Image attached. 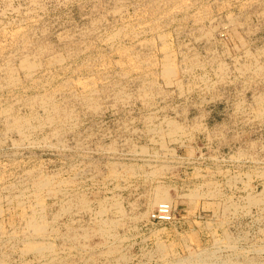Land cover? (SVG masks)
Here are the masks:
<instances>
[{"label":"rangeland","instance_id":"rangeland-1","mask_svg":"<svg viewBox=\"0 0 264 264\" xmlns=\"http://www.w3.org/2000/svg\"><path fill=\"white\" fill-rule=\"evenodd\" d=\"M263 76L264 0H0V264H264Z\"/></svg>","mask_w":264,"mask_h":264},{"label":"bare ground","instance_id":"bare-ground-1","mask_svg":"<svg viewBox=\"0 0 264 264\" xmlns=\"http://www.w3.org/2000/svg\"><path fill=\"white\" fill-rule=\"evenodd\" d=\"M123 1V0H122ZM176 1H178V0H176ZM181 1V0H180ZM182 1H184V0H182ZM172 2H173V0H172ZM165 3V2H164ZM174 3H175V0H174ZM177 3H179V2H177ZM176 3V4H177ZM168 5H170V4H168ZM184 5H187V4H184ZM158 6V5H157ZM173 6H174V4H173ZM175 7V6H174ZM181 7H184V6H181ZM161 8V7H160ZM188 8V7H187ZM157 9V8H156ZM173 9V8H172ZM180 10V9H179ZM183 11V10H182ZM160 12V11H159ZM168 12V11H167ZM168 14V13H167ZM185 16V15H184ZM263 16V15H262ZM243 23V22H242ZM205 28V27H204ZM153 29V28H152ZM21 33V32H20ZM203 33V32H202ZM22 35V34H21ZM117 35V34H116ZM118 35H119V33H118ZM113 36V35H112ZM115 36V35H114ZM166 36V35H165ZM212 38V37H211ZM112 39V38H111ZM18 41H19V39H18ZM17 41V42H18ZM16 42V43H17ZM22 43V42H21ZM165 44V43H164ZM163 44V45H164ZM19 45V44H18ZM23 45H25V47H27V42L26 41H23ZM211 45V44H210ZM49 46V45H48ZM24 47V46H23ZM163 47V46H162ZM167 47V46H166ZM46 48V47H45ZM45 48H43L42 46L40 47V49L38 50V54L39 55H37V56H40L45 50ZM188 48V47H187ZM238 49V48H237ZM19 50V49H18ZM47 50V49H46ZM190 50V49H189ZM20 51V50H19ZM166 51V50H165ZM217 51V50H216ZM249 51V50H248ZM184 52V51H183ZM23 53V52H22ZM21 53V54H22ZM169 53V52H168ZM166 55V54H165ZM37 56H34V58L35 57H37ZM197 56V55H196ZM194 57V56H193ZM229 57V56H228ZM186 58V57H185ZM37 59V58H36ZM36 59H33V58H31L29 55H23L22 56V58H21V61H20V66H21V68L23 69V70H25V72L26 73H30V72H32L33 70H35L37 67H38V61L36 60ZM169 59V58H168ZM39 60H40V58H39ZM170 60V59H169ZM189 60V59H188ZM257 60V59H256ZM168 61V60H167ZM40 62V61H39ZM135 62V61H134ZM172 62V61H171ZM171 62H168V63H171ZM238 62V61H237ZM255 63H256V61H255ZM40 64V63H39ZM203 64V63H202ZM222 64V63H221ZM224 64V63H223ZM132 65V64H131ZM40 66H41V64H40ZM39 66V67H40ZM239 66H240V64H239ZM261 66V65H260ZM4 67H6V71H5V73H6V75H7V83L8 84H10V85H13V84H15L16 83V78H15V69H14V67L15 66H11L10 64H8V65H6V66H4ZM194 67V66H193ZM257 68H258V66H257ZM40 69V68H39ZM259 69V68H258ZM263 69V68H262ZM261 69V70H262ZM17 70V69H16ZM221 71H223L222 69H220ZM260 70V69H259ZM19 71V70H18ZM256 71H257V69H256ZM34 73V72H33ZM177 73V71H176V66H173V65H166L165 66V68H164V74H165V76L167 77V78H169V79H172L174 76H175V74ZM243 73V72H242ZM147 75V74H146ZM177 75V74H176ZM189 75V74H188ZM17 76V75H16ZM27 76V75H26ZM5 77V76H4ZM44 77V76H43ZM139 77V76H138ZM264 77V76H263ZM200 78V77H199ZM6 79V78H5ZM18 79H20L19 77H18ZM31 79H32V74H31ZM209 79V78H208ZM21 80V79H20ZM178 80H180V79H178ZM32 82H33V80H31ZM36 81V80H35ZM0 82H1V80H0ZM18 82H19V80H18ZM6 83V82H5ZM20 83H22V82H20ZM30 83V82H29ZM145 83V82H144ZM149 83V82H148ZM2 84V83H1ZM37 84V83H36ZM84 84V83H83ZM17 85H19V84H17ZM86 85V84H85ZM144 85V84H143ZM189 85V84H188ZM2 87H3V85H1ZM13 86H15V85H13ZM13 86H11V88L13 87ZM34 86H36V85H34ZM157 86V85H156ZM7 87V86H6ZM16 87H18V86H16ZM85 87V86H84ZM159 87V86H158ZM7 88H9V87H7ZM10 88V89H11ZM124 88V87H123ZM56 89V88H55ZM12 90V89H11ZM15 90V89H14ZM120 91V90H119ZM161 91V90H160ZM189 92V91H188ZM202 92V91H201ZM43 93V92H42ZM95 93H96V91H95ZM97 93H99V92H97ZM184 94V93H183ZM45 95V94H44ZM40 96V95H39ZM51 96V95H50ZM131 96V95H130ZM32 98V97H31ZM30 98V99H31ZM143 98V97H142ZM165 98V97H164ZM37 99V98H36ZM25 100V99H24ZM87 100H89V101H92L93 99L90 97V98H88ZM126 100V99H125ZM26 101V100H25ZM28 101V100H27ZM33 101H34V99H33ZM31 102H32V99H31ZM34 102H36V101H34ZM42 104L44 105V106H46V107H48L49 106V116H48V118H47V120L48 121H51V123H53L52 121H54V120H58V118L61 116H65V117H68L69 116V113L68 112H62L61 111V109L59 108V106H57L55 103H54V100L51 98V97H49V96H46V97H44L43 96V99H42ZM40 102V103H41ZM241 102H243V101H241ZM29 103V102H28ZM37 103V102H36ZM97 103V102H96ZM257 103H258V113H260V114H264V99H262V98H258L257 99ZM11 105V104H10ZM123 105V104H122ZM95 106H97V105H95ZM7 108H9V107H7ZM39 108H40V106H39ZM97 108V107H96ZM3 109H4V107H3ZM11 109V108H10ZM47 109V108H46ZM47 109V110H48ZM66 109V108H65ZM9 110V109H8ZM13 110V109H12ZM67 110V109H66ZM97 110V109H96ZM186 110V109H185ZM5 111V110H4ZM7 111V110H6ZM2 112V111H1ZM13 112V111H12ZM239 112V111H238ZM4 113V112H3ZM8 113H9V111H8ZM7 112H5L4 114H8ZM15 113V112H14ZM71 114V113H70ZM47 115V114H46ZM10 116H11V114H10ZM27 116V115H26ZM63 116V117H64ZM13 117H14V115H13ZM32 117V116H31ZM149 117H151V116H149ZM6 118V117H5ZM35 118V117H34ZM34 118H33V120H34ZM146 118H147V116H146ZM9 119H11V118H9ZM38 119V118H37ZM12 120V119H11ZM133 120H134V118H133ZM144 120V119H143ZM151 120V119H150ZM6 121H7V119H6ZM55 121V122H56ZM61 121V120H60ZM38 122V121H37ZM74 122V121H73ZM172 122V121H171ZM170 122V124H169V126H170V133H172V135H173V133H175V132H177L178 130H181V128L180 127H178L175 123H171ZM174 122V121H173ZM27 124H28V119H26V118H21L20 116H18V117H15V118H13V120L10 122V126H11V128L14 130H17V131H20V133H22L23 132V130H27L26 129V126H27ZM42 124V123H41ZM43 124H46V123H43ZM42 124V125H43ZM167 124V123H166ZM30 125H31V122H30ZM33 125V124H32ZM31 125V126H32ZM41 125V126H42ZM50 126V125H49ZM168 126V125H167ZM199 126V125H198ZM7 127V126H6ZM33 127V126H32ZM10 128V127H9ZM9 128H7L8 130H10ZM25 128V129H24ZM29 128V127H28ZM63 128V127H62ZM65 128V127H64ZM186 128V127H185ZM28 131H30V130H28ZM54 131V130H53ZM71 131V130H70ZM164 131V130H163ZM56 132V131H55ZM149 132V131H148ZM147 132V133H148ZM160 132V131H159ZM7 133V132H6ZM19 133V132H18ZM29 133V132H28ZM68 133V132H67ZM169 133V132H168ZM167 133V134H168ZM178 133V132H177ZM177 133H175V134H177ZM25 134H27V133H25ZM24 133L22 134V135H25ZM80 134V133H79ZM55 135V134H54ZM170 135V134H169ZM171 135V136H172ZM26 136V135H25ZM55 137V136H54ZM46 138V137H45ZM49 140V139H48ZM6 141V140H5ZM15 141V140H14ZM99 141V140H98ZM51 142V141H50ZM55 142V141H54ZM178 142V141H177ZM79 143V142H78ZM156 143V142H155ZM230 143V142H229ZM64 145V144H63ZM78 145V144H77ZM112 145V144H111ZM67 146V145H66ZM71 147V146H70ZM99 147V146H98ZM162 147V146H161ZM102 149V148H101ZM104 150V149H103ZM85 151V150H84ZM134 164V163H133ZM153 165V164H152ZM156 165V164H155ZM154 165V166H155ZM159 168V167H158ZM119 173V172H118ZM114 174V173H113ZM119 175V174H118ZM151 175V174H150ZM40 176V175H39ZM161 176V175H160ZM35 177V176H34ZM227 181V180H226ZM26 182V181H25ZM50 181L47 179V180H40L39 182H37L36 181V183H35V187L38 189V190H41V189H44V188H46L48 185H50V183H49ZM33 183V182H32ZM23 185V184H22ZM152 186V185H151ZM200 186V185H199ZM12 189V188H11ZM48 190V189H47ZM43 191V190H42ZM197 195V194H196ZM34 196V195H33ZM43 199V198H42ZM23 201V200H22ZM38 201V200H37ZM152 201H153V204H161V203H168L169 205H171L172 204V198H171V196L169 195V193H168V191L166 190V189H164V188H161V187H157L156 188V191H155V193H154V196L152 197ZM251 201L253 202V203H256V202H258V200L256 199V198H252L251 199ZM38 203V202H37ZM38 206V205H37ZM42 207V206H41ZM172 207V206H171ZM39 212H40V210H37V211H35L34 210V212L32 213V215L29 217V219H28V221H27V224H28V227L31 229V231L33 232V233H35V234H37V235H40V234H42V233H44V231H45V225L44 224H42V223H40V221H39V218H38V215H39ZM231 213V212H230ZM43 214V213H42ZM234 214V213H233ZM43 217V216H42ZM233 217V216H232ZM228 218V217H227ZM105 219V218H104ZM107 219V218H106ZM29 229V230H30ZM103 230H105V229H103ZM105 231H107V230H105ZM107 232H109V231H107ZM106 232V233H107ZM261 233V232H260ZM108 235V234H107ZM69 236V235H68ZM13 238V237H12ZM68 238V237H67ZM14 239V238H13ZM239 240V239H238ZM36 242V241H35ZM35 242H30L29 244H28V249H30V250H33L34 252H37L38 254H41V255H44L46 252H48V251H50L51 250V247L53 246L52 244V246L50 247L49 245H46L44 242L43 243H35ZM231 242V241H230ZM237 242V241H236ZM51 243V242H50ZM8 244V243H7ZM156 244V243H155ZM214 245V244H213ZM27 246V245H26ZM228 246V245H227ZM260 246V245H259ZM226 247V246H225ZM230 247V246H229ZM228 247V248H229ZM171 248V247H170ZM28 249H26L27 251H28ZM53 249V248H52ZM96 250V249H95ZM260 250V249H259ZM258 251V250H257ZM201 252V251H200ZM256 252V251H255ZM49 254V253H48ZM198 254V253H197ZM214 254V253H213ZM51 255V254H50ZM85 255V254H84ZM48 256V255H47ZM207 256H208V254H207ZM44 257V256H43ZM46 258H48V257H46ZM89 258V257H88ZM52 259V258H51ZM54 259V258H53ZM202 259V258H201ZM30 260V259H29ZM69 260V259H68ZM26 261V260H25ZM58 261V260H57ZM189 261H190V259H189ZM208 261V260H207ZM3 262V261H2ZM176 262V261H175ZM216 262V261H215ZM235 262V261H234ZM75 263V262H74ZM191 263V262H190ZM197 263V262H196ZM199 263V262H198ZM212 263V262H211ZM3 264V263H2ZM165 264V263H164ZM189 264V263H188ZM208 264V263H207ZM232 264V263H231Z\"/></svg>","mask_w":264,"mask_h":264},{"label":"built area","instance_id":"built-area-1","mask_svg":"<svg viewBox=\"0 0 264 264\" xmlns=\"http://www.w3.org/2000/svg\"><path fill=\"white\" fill-rule=\"evenodd\" d=\"M150 220L157 224H170L174 220V209L168 203H161L151 213Z\"/></svg>","mask_w":264,"mask_h":264}]
</instances>
